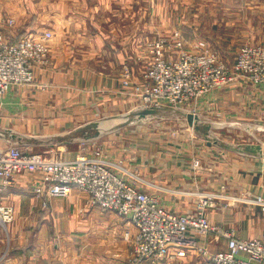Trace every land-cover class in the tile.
<instances>
[{"label": "crops", "instance_id": "0c3cea01", "mask_svg": "<svg viewBox=\"0 0 264 264\" xmlns=\"http://www.w3.org/2000/svg\"><path fill=\"white\" fill-rule=\"evenodd\" d=\"M122 1L0 0V14L16 22L11 41L29 32L55 34L51 65L36 69L33 85L13 86L0 99V148L18 146L66 161L88 153L176 214L195 212L205 195L212 223L235 229L243 239H263L264 213L256 202L264 196L263 142L260 150L237 145L230 132L213 139L209 133L225 124L254 122L264 128V85L236 81L203 96L195 128L187 116L177 128L163 125L159 111L141 116L138 93L145 88L148 62L134 54L132 0L124 6ZM122 11L125 20L129 16L126 25H118ZM139 61L143 69L137 68ZM126 69L132 71L128 86ZM134 115L138 121L130 120ZM96 148L102 150L99 158ZM45 182L41 173L24 174L1 193L0 205L13 207L14 219L7 240L0 231V264L128 262L131 244L125 235L136 230L127 218L93 208L89 195L78 189L67 198L44 196L49 205L43 207L34 188ZM188 238L196 245L184 256L171 247L173 259L148 264H213L199 248L209 254L228 249L227 241L213 234L191 232Z\"/></svg>", "mask_w": 264, "mask_h": 264}, {"label": "built area", "instance_id": "2783aa9c", "mask_svg": "<svg viewBox=\"0 0 264 264\" xmlns=\"http://www.w3.org/2000/svg\"><path fill=\"white\" fill-rule=\"evenodd\" d=\"M14 26V19L0 15V99L13 86L33 85L36 69L50 64L51 33L29 32L14 43L5 33ZM199 47L197 52L185 51L181 35L176 34L167 52L174 49L179 55L171 60L165 56L164 41L155 45L156 57L147 65L143 74L145 88L138 93L139 112L172 109L199 118L200 99L214 90L235 80L264 85V44L243 46L231 68L226 67L218 54L205 44ZM128 77V74L124 77L126 86L130 84ZM59 149L61 151L62 147ZM94 155L101 157L102 150L96 148ZM194 167L199 168L200 162L195 161ZM35 173L46 177L43 185L34 188L38 198H67L78 189L89 195L93 208L113 211L127 218L136 232L125 235V240L131 244V257L126 264L173 259L176 255L170 252L171 247L178 248L177 254L184 256L186 248L196 245L188 238L191 232L200 236L213 234L227 241L228 249L216 254L199 248L201 254L210 256L213 264H264V238L243 239L235 229L212 223L206 215L212 206L208 196L199 197L195 212L176 214L100 161L92 160L88 153L66 161L28 153L18 146L0 148V197L18 176ZM256 202L264 213V196H257ZM42 205L47 207L49 202L43 199ZM13 219L12 209L1 206L0 224L7 225Z\"/></svg>", "mask_w": 264, "mask_h": 264}, {"label": "rangeland", "instance_id": "374dc122", "mask_svg": "<svg viewBox=\"0 0 264 264\" xmlns=\"http://www.w3.org/2000/svg\"><path fill=\"white\" fill-rule=\"evenodd\" d=\"M121 3L124 6L125 3H128V0ZM131 11V20L135 22L133 25L136 26L138 39L137 49L135 50L137 52L134 51V54H137V60L144 58L145 62H148L147 65L156 57L153 50L160 41L165 42V56L174 58V55H179V51L174 49L167 52L169 45L174 43L176 34L181 35L185 51L197 52L200 50L199 46L205 44L206 47L218 54L222 63L225 66L227 65L228 68L235 64L243 46L264 44V0H132ZM0 15L11 18L8 15ZM119 17L120 22L116 20L118 25H126V22H129V16L125 20L124 11L121 12ZM15 27L16 22L13 29ZM5 33L7 39L11 42V29ZM43 33L45 32H39L38 35ZM49 33L52 35L49 42L50 66L52 62L51 44L54 41L55 34L53 32ZM147 65H144V70H146ZM137 68L143 69V63L141 64L139 61ZM127 74L131 80L132 71L130 69H126L123 76L126 77ZM233 82H236V80ZM160 111L158 117L163 119V125L166 126L181 127L184 117H186V112L180 110L165 109L163 113ZM137 117L134 115L130 117V120H136ZM158 117L153 116L151 118L159 120ZM123 119L126 120L129 117ZM137 126H140V124ZM228 132L238 141L235 142L237 145L258 147L260 150L261 142L264 145V128L254 122L242 125L235 124L233 127L226 124L216 128L212 127L209 136L213 139L221 133L226 134ZM10 208L14 216L13 207ZM9 224H0L1 237L4 240L8 239Z\"/></svg>", "mask_w": 264, "mask_h": 264}, {"label": "water", "instance_id": "95a60500", "mask_svg": "<svg viewBox=\"0 0 264 264\" xmlns=\"http://www.w3.org/2000/svg\"><path fill=\"white\" fill-rule=\"evenodd\" d=\"M157 110H148V111H144L141 113V116H146V115H156L157 114ZM187 120H188V123L191 127L195 128L197 127V122L199 121V118L198 117H195L191 114L187 115Z\"/></svg>", "mask_w": 264, "mask_h": 264}, {"label": "trees", "instance_id": "16d2710c", "mask_svg": "<svg viewBox=\"0 0 264 264\" xmlns=\"http://www.w3.org/2000/svg\"><path fill=\"white\" fill-rule=\"evenodd\" d=\"M11 42H14V43H15V42H18V41H13V40H12Z\"/></svg>", "mask_w": 264, "mask_h": 264}]
</instances>
